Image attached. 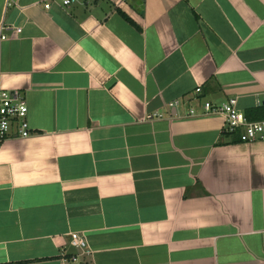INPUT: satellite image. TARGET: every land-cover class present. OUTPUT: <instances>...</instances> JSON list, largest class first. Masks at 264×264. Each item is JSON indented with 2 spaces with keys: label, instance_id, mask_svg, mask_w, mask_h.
Instances as JSON below:
<instances>
[{
  "label": "crops",
  "instance_id": "0c3cea01",
  "mask_svg": "<svg viewBox=\"0 0 264 264\" xmlns=\"http://www.w3.org/2000/svg\"><path fill=\"white\" fill-rule=\"evenodd\" d=\"M62 1L0 0V264H263L264 140L203 105L264 104V0Z\"/></svg>",
  "mask_w": 264,
  "mask_h": 264
},
{
  "label": "built area",
  "instance_id": "2783aa9c",
  "mask_svg": "<svg viewBox=\"0 0 264 264\" xmlns=\"http://www.w3.org/2000/svg\"><path fill=\"white\" fill-rule=\"evenodd\" d=\"M71 0H63L62 3L67 5ZM49 2L44 3L47 9ZM5 26L0 25V31ZM20 28H15V32H19ZM1 38L5 35L0 34ZM200 92V87L195 89ZM206 113L218 114L222 118V132L226 134H236L241 142H251L255 140H264V119L249 120L243 112L237 107L236 98H229L220 105H213L206 101L203 105ZM27 105L17 89L0 88V140L3 139L12 124H16L18 135L25 138L31 134V130L26 121ZM192 113V111H191ZM68 243L70 246L78 249L80 254L88 253L87 242L84 235L80 232H70ZM72 256L71 260L75 261L77 256Z\"/></svg>",
  "mask_w": 264,
  "mask_h": 264
},
{
  "label": "trees",
  "instance_id": "16d2710c",
  "mask_svg": "<svg viewBox=\"0 0 264 264\" xmlns=\"http://www.w3.org/2000/svg\"><path fill=\"white\" fill-rule=\"evenodd\" d=\"M245 116L249 120H260V119H264V104H262L259 107H256V108H252V109L247 110L245 112ZM233 141L240 142L238 137H237V139L235 138Z\"/></svg>",
  "mask_w": 264,
  "mask_h": 264
}]
</instances>
